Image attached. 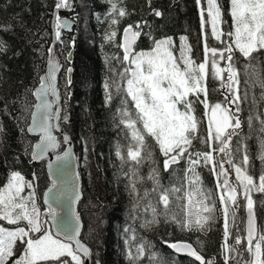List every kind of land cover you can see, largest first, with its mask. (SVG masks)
Returning a JSON list of instances; mask_svg holds the SVG:
<instances>
[{
    "label": "trees",
    "instance_id": "trees-1",
    "mask_svg": "<svg viewBox=\"0 0 264 264\" xmlns=\"http://www.w3.org/2000/svg\"><path fill=\"white\" fill-rule=\"evenodd\" d=\"M57 2L58 0H0V39L7 46L5 51L0 52V129H3L0 131V186L5 184L12 171L21 172L26 180H34L37 203L42 213L45 210L42 196L50 181L45 162H35L32 159L31 153L38 137L31 135L28 128L37 101L35 90L40 85V77L46 73L49 48H52L55 39L54 17ZM219 2L227 21L223 27L228 31L232 22L230 0ZM71 4L69 11L58 13L60 17L67 16L75 22L73 32L62 31L61 38L56 43V52L63 65L58 84L61 117L65 112L68 115L66 122L60 121V126L74 142L78 156L83 184V199L79 204L84 222L82 240L92 248V264H149L150 252L158 253L169 264L173 259L176 264H200L193 257L175 253L164 243L178 240L192 243L205 260L214 258L215 264H224L221 248L224 242L223 216L219 211L222 205L218 198L221 189L217 187V173L211 170V165L205 166L202 162L196 169L203 181V187L212 193L217 209L204 231H182L170 220L171 215L183 216L186 201L177 200L176 197L182 196L185 188L176 196L170 197L167 215L154 193L144 198V191L153 187V182L148 179L153 168L159 170L160 181L167 187L173 169L175 176L182 178L183 170L189 167L187 159H184L165 170L164 157L150 137H146V141L152 157L145 159L137 169L138 176L144 178L136 184L140 195L134 197L131 193L129 168L132 164L125 162L130 133L119 123L117 112L121 107L123 92L121 90L118 94L114 83L119 81L118 74L123 65L112 59L114 56L123 55V49L117 45L123 43V29L128 24L139 25L141 35L136 51L150 50L154 47L153 39L171 37L175 42L172 50L178 56L182 36L188 38L187 42L192 48L191 57L197 63L204 59L205 43L209 48L222 50L225 45L211 35L210 26H201L200 6L204 4V0L200 4L197 0H151L150 4L147 0H123L120 6L125 7L129 15L120 18L115 29L109 28L110 18H105L110 9L108 0H71ZM154 9L162 15L156 16ZM110 30H117V37L113 42L104 38ZM222 40L230 42L227 37H222ZM254 56L256 58L249 61L238 51L234 55L236 66L240 68L241 96L243 97L245 89L248 96L241 103L242 111L239 115L242 118V128L239 136L233 137V145L241 140L247 146L250 174L258 177L260 170L264 168V163L259 159L260 140L264 138L259 123L260 119H264V99L261 97L264 89L260 87V81L264 80V54ZM227 63V60L220 61L222 67H226ZM248 64L251 67L245 72L244 66ZM67 69H71V73ZM69 77L71 84L67 83ZM106 83L110 85L108 89L105 88ZM207 88L210 103L222 102L227 95L220 89V81L213 79L211 74L207 79ZM109 91L112 94L110 102L107 100ZM189 99L195 97L190 95ZM199 99H204L203 94ZM193 106L197 118L201 120L199 135L205 137V108L198 102ZM129 108L132 110L133 106L129 105ZM249 116L253 117L251 127L247 123ZM57 136L61 140V146L54 153L66 147L63 137L59 133ZM118 146L125 153L124 160L116 154ZM209 150L199 140H194L193 148L190 149L201 152ZM213 155L216 160H220L223 154L215 152ZM241 156L242 153L234 151V162L239 163ZM224 168L231 169L229 179L234 181L233 166L224 163ZM171 183L177 187L187 185V181L183 179H171ZM252 195L260 228L264 225V203H261L264 201V193L254 192ZM239 199L242 206L237 211L236 224L243 236L245 224L242 221L246 220V207L243 206V198ZM149 203L157 209L159 223L146 225V221L152 220L151 208L147 207ZM135 205L138 206L134 207ZM126 229L129 231L126 232ZM132 230L137 237L135 242H131L133 250L135 243L141 239L145 242L146 255L139 261L129 260L126 255L129 246L126 241L132 235ZM230 230L236 232L231 221ZM228 243H233L231 236ZM240 259L236 255L229 264H236ZM49 263L51 262H47Z\"/></svg>",
    "mask_w": 264,
    "mask_h": 264
},
{
    "label": "snow or ice",
    "instance_id": "snow-or-ice-1",
    "mask_svg": "<svg viewBox=\"0 0 264 264\" xmlns=\"http://www.w3.org/2000/svg\"><path fill=\"white\" fill-rule=\"evenodd\" d=\"M122 2L123 0H108L110 9L105 18H110V29H115L120 18L129 15L127 9L120 6ZM147 2L150 4L151 0ZM200 2L201 0H197L198 4ZM71 6V0H58L55 4L57 10ZM153 11L156 16L162 15L158 10ZM229 12L232 24L225 31L223 25L227 21L219 0H204V4H201V26L209 25L211 35L225 46L221 50L216 47L209 48L205 43L204 59L199 63L191 57L192 48L186 36L180 37L178 58L172 50L175 42L171 37L153 39L154 47L150 50L136 51V41L141 35L139 25L128 24L123 29V43L117 45L123 49V55L112 57L123 65L118 74L119 81H114L117 93H121V90L123 92L117 115L120 118L119 123L130 133L125 162L132 164L129 168V187L134 197L140 195L136 187L137 181L144 179L137 174L138 166L152 157L146 141V137H150L164 157L165 170L184 159H187L189 167L183 170L182 178L175 176V169L171 177L186 180V187L183 184L177 187L171 183V179L169 186H164L160 181L159 170L153 168L148 176L153 187L144 191V198L154 193L167 215L170 197L176 196L185 188L183 195L176 197L177 200L186 201L183 216L171 215L170 220L182 231H204L217 209L212 193L203 187V181L196 169L202 162L205 166L211 165V170L217 173V187L221 189L218 198L222 205L219 211L223 216L224 242L221 248L224 264H229L236 255L241 257L236 264H264V225L260 228L257 226L252 195L254 192L264 193V168L260 170L258 177L250 174L247 146L241 140L233 145V137H238L242 128V118L239 115L242 111L241 103L248 96L247 89L243 97L241 96L240 68L236 66L234 55L238 51L242 57L251 61L256 58L254 54H264V0H230ZM70 26L71 21L62 19L57 14L54 21L55 39L59 41L62 29ZM116 37L117 30H110L104 38L113 42ZM222 37L229 38L230 42H225ZM6 47L5 42L0 39V52L5 51ZM49 53L47 71L40 77V85L35 90V96L40 103L35 105L36 110L32 113L31 126L28 128L29 132L40 133V142L31 153L34 160H43L49 150L60 148L61 140L54 135V131L60 128L61 120H68L66 112L61 117L62 108L59 105L57 73L61 64L52 48H49ZM221 60L228 61L226 67H221ZM250 67V64L245 65V72ZM66 71L71 73L72 70ZM209 74L220 81V89L227 93L222 102L208 101ZM67 83H72L70 77ZM109 87L106 83L105 88ZM260 87L264 89V80L260 81ZM201 94L204 97L202 100L199 99ZM190 95L195 99H189ZM261 97L264 99V91ZM111 99L112 94L109 91L107 100L110 102ZM197 102L205 108V137L199 135L201 120L197 118L193 106ZM129 105L133 106L132 110ZM252 119V116L248 117L249 127ZM259 123L260 132L264 134V119H260ZM61 135L63 142H70L68 135ZM194 140H199L210 150L190 151ZM259 147V159L264 163V138L260 140ZM234 151L242 153L239 163L234 162ZM215 152L223 154L220 160L215 159ZM116 154L122 160L125 159V153L120 151L119 146ZM72 156V149L68 147L62 155L56 157L59 164L48 163L52 179L51 187L43 195V202L48 205L46 213L41 212L37 203L34 180H26L21 172L12 171L5 184L0 186V221H7L8 225L14 226L5 227L0 224V264H85L86 258L92 255L91 249L79 238L81 223L79 216L72 210V204L80 198V192L70 174ZM224 163L233 166L234 181H230L231 169H225ZM240 197L243 198V206L247 211L246 221H242L246 232L243 236L236 224L237 211L242 206ZM53 203L66 209L64 215L58 217ZM136 206L138 205L134 207ZM147 207L151 208L152 220L146 221V225L159 223L157 209L151 203ZM45 216L51 219H46ZM230 221L231 226L236 228L235 233L230 230ZM53 227L56 228L55 232L52 231ZM230 236L233 238L232 244L228 243ZM136 240L132 230V235L126 241L129 245L126 255L132 261H139L146 255L145 242L142 239L135 243L133 250L131 242ZM164 243L175 253L187 254L200 264H215L214 258L205 260L192 243L183 240ZM241 245L244 246L240 247ZM148 259L149 264H169V261L159 257L156 252L148 253ZM171 264H176V261L173 259Z\"/></svg>",
    "mask_w": 264,
    "mask_h": 264
},
{
    "label": "water",
    "instance_id": "water-1",
    "mask_svg": "<svg viewBox=\"0 0 264 264\" xmlns=\"http://www.w3.org/2000/svg\"><path fill=\"white\" fill-rule=\"evenodd\" d=\"M71 8H62V9H58V10H55V16L59 13V12H63V11H65V12H67V11H69ZM62 19H68L69 21H71V26H70V28H65V29H62V31H64V32H66V33H72L73 32V30H74V26H75V22H74V20L73 19H71L70 17H66V16H64V17H61ZM54 21H55V17H54ZM140 38V37H139ZM139 38L137 39V41H136V44L138 43V41H139ZM123 41V40H122ZM56 43H57V40L56 39H54V42H53V44H52V49H53V52L55 53V55H56V57H57V59L59 60V62H60V64H61V69H60V71L57 73V88H58V91H59V87H58V84H59V77H60V74H61V72H62V69H63V65H62V62H61V59H60V57L58 56V54H57V52H56ZM47 71V70H46ZM39 87V86H38ZM37 87V88H38ZM59 95H60V99H59V105L61 106V108H62V105H61V94H60V91H59ZM50 99H52L51 97H50ZM36 104H38V103H40V101H39V99L36 97ZM35 104V105H36ZM35 108H34V112H35ZM61 113H62V111H61ZM263 114H264V110H263ZM53 123H56V121H53ZM30 126H31V124H30ZM29 126V127H30ZM31 135H34V136H37L38 137V141H37V143H39L40 142V133L39 132H29ZM57 133H59L60 135L62 134V133H64V134H66V135H68L69 136V134H67L65 131H63L62 129H61V126H60V128H58V129H56L55 131H54V135H56L57 136ZM62 136V135H61ZM58 137V136H57ZM70 137V136H69ZM36 143V144H37ZM65 143V142H64ZM35 144V145H36ZM65 145H66V147H65V149H63L62 151H60V152H57V153H54L56 150H58V149H56V150H49V152H48V154H47V156L43 159V160H34L33 158V161H35V162H42V161H44L45 162V168H46V172H47V175H48V178H49V181H50V185L44 190V192H43V195H44V193H46L47 192V189L49 188V187H51V179H52V176H51V174H50V171H49V168H48V163L49 162H52L54 165H56V164H59L60 163V161H57L56 160V157L58 156V155H62L63 154V151H65L68 147H71V149H72V153H73V156H72V158H71V160H70V164H69V167H70V174H71V179H72V181L76 184V186H77V189H78V191L80 192V198H79V200L78 201H75L73 204H72V210H73V212H74V214H77L78 216H79V220H80V223H81V230H80V239L82 240V233H83V230H84V222H83V218H82V216H81V213H80V211H79V204H80V202L82 201V199H83V192H82V179H81V176H80V168H79V161H78V156H77V153H76V150H75V145H74V142L72 141V139L70 138V142L69 143H65ZM34 149H35V146H34ZM33 149V150H34ZM43 197V196H42ZM44 203V202H43ZM44 205H45V207H46V212H47V207H48V205L47 204H45L44 203ZM52 206L54 207V208H56V211H57V214H58V217L59 216H62V215H64V212H65V210L66 209H64V208H61L58 204H56V203H53L52 204ZM254 211H255V215H256V220H257V226H258V228H259V221H258V215H257V211H256V208H255V206H254ZM45 212V213H46ZM246 216H247V211H246ZM48 219H51V217H48ZM246 221V220H245ZM52 231L53 232H55L56 231V228L55 227H53L52 228ZM245 235H246V232H245ZM83 241V240H82ZM83 242H85V241H83ZM86 243V242H85ZM87 244V243H86ZM87 246L91 249V251H92V248L87 244ZM180 254H182V253H180ZM182 255H187V254H182ZM92 256H93V251H92V255L89 257V258H86V260H85V264H92ZM188 256V255H187Z\"/></svg>",
    "mask_w": 264,
    "mask_h": 264
},
{
    "label": "flooded vegetation",
    "instance_id": "flooded-vegetation-1",
    "mask_svg": "<svg viewBox=\"0 0 264 264\" xmlns=\"http://www.w3.org/2000/svg\"><path fill=\"white\" fill-rule=\"evenodd\" d=\"M223 64H226V62H224ZM222 67V66H221ZM226 75V74H225ZM42 206L44 207V212L43 213H45L46 212V207H45V205H44V203H43V201H42ZM45 218L46 219H48V217L47 216H45ZM0 224H3L5 227H9V225H8V223H7V221H0ZM21 226H23V224L21 225ZM36 235H38V234H36ZM49 264H51V263H49Z\"/></svg>",
    "mask_w": 264,
    "mask_h": 264
},
{
    "label": "rangeland",
    "instance_id": "rangeland-1",
    "mask_svg": "<svg viewBox=\"0 0 264 264\" xmlns=\"http://www.w3.org/2000/svg\"><path fill=\"white\" fill-rule=\"evenodd\" d=\"M231 24H232V22H231ZM174 55L176 56V54L174 53ZM180 55V54H179ZM179 55L177 56V58L179 57ZM202 62V61H201ZM182 63V62H181Z\"/></svg>",
    "mask_w": 264,
    "mask_h": 264
}]
</instances>
